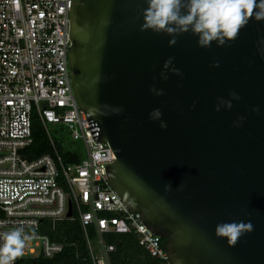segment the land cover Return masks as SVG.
Wrapping results in <instances>:
<instances>
[{"label":"water","instance_id":"obj_1","mask_svg":"<svg viewBox=\"0 0 264 264\" xmlns=\"http://www.w3.org/2000/svg\"><path fill=\"white\" fill-rule=\"evenodd\" d=\"M144 7L74 0L70 9V81L114 152L108 182L165 240L170 264H264V21L249 19L223 47L200 48L190 33L169 47L170 37L142 29ZM218 98L231 107L216 111ZM157 108L164 129L149 119ZM233 221L252 223L234 245L214 233Z\"/></svg>","mask_w":264,"mask_h":264},{"label":"built area","instance_id":"obj_2","mask_svg":"<svg viewBox=\"0 0 264 264\" xmlns=\"http://www.w3.org/2000/svg\"><path fill=\"white\" fill-rule=\"evenodd\" d=\"M74 0H0V232L23 226L24 255L52 257L62 244L40 223L66 218L68 200L84 231L92 264H110V232H133L150 255L170 264L162 239L131 212L108 182L115 155L98 140V125L78 108L70 81V9ZM37 113L53 147L28 159L31 121ZM62 126L85 155L66 165L53 140ZM89 228H92L91 236ZM16 264V260L14 262Z\"/></svg>","mask_w":264,"mask_h":264},{"label":"clouds","instance_id":"obj_3","mask_svg":"<svg viewBox=\"0 0 264 264\" xmlns=\"http://www.w3.org/2000/svg\"><path fill=\"white\" fill-rule=\"evenodd\" d=\"M146 7L142 9L141 27L154 33H163L170 37L168 46L176 43L179 35L190 33L197 38V46L209 48L213 43L223 47L233 42L240 30L245 27L249 19L257 22L264 21V0H145ZM172 58L163 64V69L169 70ZM218 66V62L213 67ZM172 73L179 75V69L172 67ZM161 79L166 80L164 71ZM155 95H163V89L150 88ZM233 99L239 100L235 92L229 93ZM230 108L231 102L218 98L215 110L221 107ZM160 109H153L149 119L159 120L160 128H166L161 119ZM242 119V118H240ZM171 184L166 185L170 189ZM252 231V223L223 222L216 225L214 233L217 237L225 238L229 244H235L244 233ZM29 236L23 226L0 232V264H14L15 260L24 254Z\"/></svg>","mask_w":264,"mask_h":264},{"label":"trees","instance_id":"obj_4","mask_svg":"<svg viewBox=\"0 0 264 264\" xmlns=\"http://www.w3.org/2000/svg\"><path fill=\"white\" fill-rule=\"evenodd\" d=\"M31 136V144L22 150L26 158L34 159L53 152V147L37 113L32 115ZM53 140L64 164L72 165L81 161L82 148L69 138L62 126L53 129ZM40 232L48 236L51 241L62 244L61 252L52 257L21 256L16 259V264H92L84 231L75 212L72 219L64 218L55 223L49 219H43L40 223ZM89 232L92 236V228H89ZM105 240L115 246L109 255L110 264H167L145 251L133 232H110L105 235ZM164 241L162 239L163 246Z\"/></svg>","mask_w":264,"mask_h":264},{"label":"rangeland","instance_id":"obj_5","mask_svg":"<svg viewBox=\"0 0 264 264\" xmlns=\"http://www.w3.org/2000/svg\"><path fill=\"white\" fill-rule=\"evenodd\" d=\"M77 145L80 146L82 148V152H83V156L85 155V151H84V148H83V145L81 142H77ZM24 256H34V254H26Z\"/></svg>","mask_w":264,"mask_h":264}]
</instances>
